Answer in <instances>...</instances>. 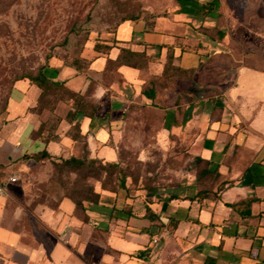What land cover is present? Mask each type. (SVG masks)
<instances>
[{
    "label": "crops",
    "instance_id": "1",
    "mask_svg": "<svg viewBox=\"0 0 264 264\" xmlns=\"http://www.w3.org/2000/svg\"><path fill=\"white\" fill-rule=\"evenodd\" d=\"M176 2L167 16L119 23L115 46L86 68L58 58L43 68L85 96L93 106L84 112L70 115L72 100L40 112L41 89L16 80L0 130V168L85 151L112 163L132 105L165 112L170 124L178 107L192 116L202 166L151 194L100 187L103 201L83 208L65 197L24 213L0 196V264H264V85L255 81L264 80V56L236 48L219 0ZM121 49L134 53L130 62L115 63ZM53 115L56 127L38 135ZM44 151L49 157L37 160Z\"/></svg>",
    "mask_w": 264,
    "mask_h": 264
},
{
    "label": "rangeland",
    "instance_id": "2",
    "mask_svg": "<svg viewBox=\"0 0 264 264\" xmlns=\"http://www.w3.org/2000/svg\"><path fill=\"white\" fill-rule=\"evenodd\" d=\"M177 5L176 0H0V130L17 79L37 74L54 58L86 68L90 58L105 52L122 19L167 16ZM218 11L232 20L225 29L236 48L264 56V0H219ZM255 81L264 85L260 78ZM178 109L170 124L167 113L132 105L113 167L97 160L91 167L74 169L50 160L21 170L0 168L5 189L0 196L9 201L8 207L29 213L39 205L54 207L68 196L95 198L93 191L100 187L116 191L121 178L132 191L167 190L202 166L195 158L192 116ZM55 119L49 118L47 130L54 128ZM11 176L18 181L11 183Z\"/></svg>",
    "mask_w": 264,
    "mask_h": 264
},
{
    "label": "trees",
    "instance_id": "3",
    "mask_svg": "<svg viewBox=\"0 0 264 264\" xmlns=\"http://www.w3.org/2000/svg\"><path fill=\"white\" fill-rule=\"evenodd\" d=\"M177 1L180 2L181 4L186 2V0H177ZM134 19H138V17H127V18L122 19L121 22L125 21V20H134ZM117 26H116V28H117ZM115 32H116V29H115ZM115 43H116V38H113L112 42L106 46L105 52H103L102 54H98V55L108 54L110 49L115 46ZM133 55H134V53L129 51V50L121 49V54L115 63H117V62H130V57H132ZM76 67L81 69L77 65H76ZM22 78H28L32 83L36 84L41 89V95L39 97V101H38V105H37L38 106L37 110L40 112L43 109H48L51 112H53L54 109L56 108L58 102L63 101V99L65 97L68 100H72V106L74 108V110L72 112H70V115H72V116L76 115L79 112H84L87 107L90 108L93 106L91 103H88L89 105L86 103V98L84 95H81L80 93L72 92L69 89H67L63 84H61L60 82H56V81H52V80L48 79L43 73V68L40 69L38 71V73L35 75L29 74V75H26V76L21 77L19 79H22ZM53 116H55V115H53ZM55 120H56V125H57L59 122V118H57V116H56ZM47 123H48V121L46 123H43L40 126V128L37 132L38 135L40 133H42L43 131L51 132L56 127V125H55L52 130H47L45 128ZM49 139H50L49 137H46L45 140L48 141ZM45 157H49V154L45 151L42 152L41 154L35 156V158L37 160H40L41 158H45ZM97 160H100V159L89 158L88 152L85 151L84 156H82L81 158L71 157L69 159L61 160L60 166H69V167H72L74 169H79V168L91 167L94 165V162H96ZM196 161H197V159H196ZM105 166L113 167V166H115V164L107 162L105 164ZM118 184H119L118 187L126 188L125 179L121 178L119 180ZM93 194H94L95 198L84 197L81 200H78L77 198L72 197V196H68V197L74 201L76 206L83 208V205L85 202L98 203L99 200L102 198L101 194L95 190L93 191ZM249 202H250V200L241 201V203H249Z\"/></svg>",
    "mask_w": 264,
    "mask_h": 264
},
{
    "label": "built area",
    "instance_id": "4",
    "mask_svg": "<svg viewBox=\"0 0 264 264\" xmlns=\"http://www.w3.org/2000/svg\"><path fill=\"white\" fill-rule=\"evenodd\" d=\"M9 181L10 182H17L18 181V177L17 176H11L9 178ZM5 191L4 187L0 185V194H3ZM154 242L156 243L157 242V239H154Z\"/></svg>",
    "mask_w": 264,
    "mask_h": 264
}]
</instances>
